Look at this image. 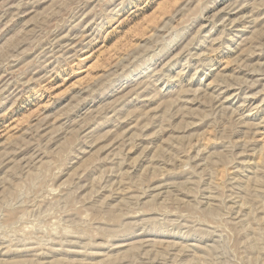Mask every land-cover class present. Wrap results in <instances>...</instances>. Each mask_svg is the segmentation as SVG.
<instances>
[{
	"label": "rangeland",
	"instance_id": "obj_1",
	"mask_svg": "<svg viewBox=\"0 0 264 264\" xmlns=\"http://www.w3.org/2000/svg\"><path fill=\"white\" fill-rule=\"evenodd\" d=\"M0 264H264V0H0Z\"/></svg>",
	"mask_w": 264,
	"mask_h": 264
}]
</instances>
